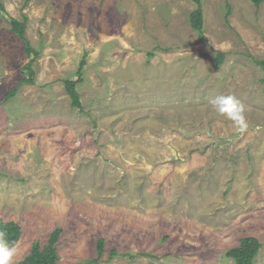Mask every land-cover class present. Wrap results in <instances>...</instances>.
Listing matches in <instances>:
<instances>
[{"label": "rangeland", "instance_id": "rangeland-1", "mask_svg": "<svg viewBox=\"0 0 264 264\" xmlns=\"http://www.w3.org/2000/svg\"><path fill=\"white\" fill-rule=\"evenodd\" d=\"M198 1L203 40L196 0H0L13 264L56 229L57 264H235L225 253L246 237L264 264V4ZM23 17L34 60L10 30ZM65 79H80L81 112ZM229 94L243 131L210 103Z\"/></svg>", "mask_w": 264, "mask_h": 264}, {"label": "trees", "instance_id": "trees-1", "mask_svg": "<svg viewBox=\"0 0 264 264\" xmlns=\"http://www.w3.org/2000/svg\"><path fill=\"white\" fill-rule=\"evenodd\" d=\"M250 2L255 6L258 7L261 4H264V0H250ZM197 8L190 14L189 16V23L191 28L197 33L198 37L203 40V24H202V10L200 9V2L196 0ZM0 12H4V7L0 3ZM28 19L23 17L22 20L11 19L10 20V30L13 34L17 36V38L23 42L25 53L29 57H33V60L39 56V52L32 48L29 41L26 38V25ZM221 56V55H220ZM221 61L218 60V64ZM256 65H258L264 71V61L256 60L254 61ZM84 61L80 67L79 73L81 74V70L83 69ZM71 81L70 79L63 80L64 89L66 94L70 99V105L73 109L78 111H82V105L80 96L77 91V82ZM25 83H32L31 80H24ZM263 84V93H264V79H262ZM17 88H14L9 97H11ZM0 229L6 232V238L9 241L10 245H15L21 235V228L18 224L12 222H1L0 221ZM61 234L60 229H56L49 237L48 242L45 246L41 247V245L37 242L34 244L33 248L31 249L30 254L21 262L16 264H57L59 261V257L57 254V247L56 243L59 239ZM261 248V244L258 242L257 239L252 237L242 238L239 241V245L228 250L225 253V256L231 260L235 264H254V260L256 259L257 253ZM98 256L102 255L103 251V240H99L97 244Z\"/></svg>", "mask_w": 264, "mask_h": 264}, {"label": "clouds", "instance_id": "clouds-1", "mask_svg": "<svg viewBox=\"0 0 264 264\" xmlns=\"http://www.w3.org/2000/svg\"><path fill=\"white\" fill-rule=\"evenodd\" d=\"M210 103L216 113L231 121L238 131L246 128L245 106L234 95H219ZM16 254V246L10 245L6 232L0 229V264H13Z\"/></svg>", "mask_w": 264, "mask_h": 264}]
</instances>
